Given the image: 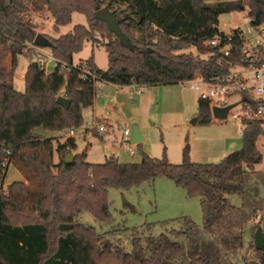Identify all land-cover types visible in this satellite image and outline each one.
Wrapping results in <instances>:
<instances>
[{
	"label": "trees",
	"instance_id": "1",
	"mask_svg": "<svg viewBox=\"0 0 264 264\" xmlns=\"http://www.w3.org/2000/svg\"><path fill=\"white\" fill-rule=\"evenodd\" d=\"M245 4L253 23H264V1ZM102 7L116 17L127 43L95 17ZM244 8L241 0H0V264H234L244 246V226L257 213L254 225L264 235V201L258 195L264 172L256 170L262 161L256 143L264 137V128L256 121L245 123L240 148L215 163L192 162L187 144L176 164L166 159L165 149L159 160L143 154L139 162L123 163L110 156L91 163L85 161L84 151L66 163L65 153L76 146L73 136L56 144L58 161L53 162L52 138L34 133L35 128L61 131L80 126L82 110L93 104L97 82L170 85L195 75L209 78L226 72L240 52L239 35L231 34L232 54L226 56L221 45L207 42L223 34L218 27L221 14ZM40 10L50 14L57 33L74 12L86 21L57 36L42 33L51 41L56 65L47 73L42 57L30 60L21 91L13 82L16 58L21 53L30 57L36 47L32 42L40 32L29 15ZM96 32L107 37L104 70L92 53L73 62L85 41L96 42ZM189 48L195 52H182ZM61 94L70 100L67 108L57 102ZM197 112L198 123L210 124L214 118L209 102L200 98ZM15 159L29 169L36 190L20 180L3 190L7 164ZM159 176L187 195L198 196L200 226L182 216L178 229L156 236L132 228L130 247L125 249L104 238L95 226L77 220L86 211L100 223L112 222L109 188L129 189ZM230 194L240 196L239 206L228 200ZM124 202V208L134 210ZM253 252L256 259L248 264H264V247L258 250L253 245Z\"/></svg>",
	"mask_w": 264,
	"mask_h": 264
},
{
	"label": "rangeland",
	"instance_id": "2",
	"mask_svg": "<svg viewBox=\"0 0 264 264\" xmlns=\"http://www.w3.org/2000/svg\"><path fill=\"white\" fill-rule=\"evenodd\" d=\"M246 14L247 10L221 14L218 18L219 30L226 32L235 25L246 29L248 26L244 22ZM29 18L35 24L38 32L48 36L67 33L74 24H85L86 21L82 14L74 12L71 21L67 25L59 27L57 33L51 28L52 19L47 11H34L29 15ZM96 37L99 46L95 45L96 42L85 41L83 49L74 55V59L84 60L92 53L95 64L104 70L108 67L106 50L103 45L107 37L101 32H96ZM191 50L195 52L194 48L184 49L182 52ZM29 55L30 57L21 53L16 58L17 65L13 74V82L14 87L21 91L25 86L23 74L30 60L42 57L41 60L44 62L47 73H50L56 65L52 53L47 47H35L29 52ZM73 62L77 63L78 61ZM138 89L141 91L139 94L133 95L125 104L123 103L121 107L110 111V115L106 116L104 115V106L110 97L103 94L98 85L95 103L99 100L103 102L104 106L98 102V106L93 111L91 106L82 110L83 122L80 126L73 128L76 146L69 152L75 155L86 151V162L102 163L107 157L113 156L119 162L124 163L139 162L143 154L159 159L165 149L166 159L170 163L176 164L182 160L185 144L189 148V159L192 162L200 163L218 162L229 152L240 148L242 137L239 133L238 122L231 117L227 119L213 118L210 124L205 125L197 121L191 123V120L198 115L197 100L199 95L196 90L190 88V84L180 82L170 85H141ZM138 98H141V102L135 103ZM93 115L98 119H95ZM106 117L108 120L110 119L107 125L105 124L107 121H104ZM99 124H104V131H98ZM132 124L139 127L144 137L139 144H131L134 154L122 146V130L124 127L130 128ZM85 129L88 130L86 133ZM34 133L52 138L54 162L57 156L54 148L57 143L64 142L69 133L68 130L50 131L35 128ZM256 145L262 154V161L256 165V170L264 172L263 136L259 137ZM15 160L7 164L3 190L7 191V186L10 183L19 180L23 181L30 190H36L37 182L33 179L29 169L24 167L19 160ZM55 171L53 168V172ZM24 172L28 174L29 178L25 177ZM251 181H257V179L251 177ZM258 195L264 201L263 185L259 184ZM107 196L112 222L100 223L86 211L80 212L76 218L88 225L95 226L97 232L101 233L104 238H109L113 243L119 244L125 249L130 247L131 232L129 229L136 228L142 235L156 236L161 232L167 233L171 228L178 229L182 225V216L189 218L199 226L203 221L198 196L187 195L185 189L176 186L166 176H159L151 181H144L137 187L124 190L111 187L108 189ZM227 198L234 205L239 206L242 202L237 194H230ZM124 201L131 203L134 210L124 208ZM258 214L251 216L244 226V246L234 264H248L250 260L256 259L250 226L258 221Z\"/></svg>",
	"mask_w": 264,
	"mask_h": 264
},
{
	"label": "built area",
	"instance_id": "3",
	"mask_svg": "<svg viewBox=\"0 0 264 264\" xmlns=\"http://www.w3.org/2000/svg\"><path fill=\"white\" fill-rule=\"evenodd\" d=\"M241 1L245 6L244 10H247L244 17L247 28L235 26L223 32L222 35L217 34L207 42L212 46L221 45L220 51L223 55H230L232 54L231 34L235 32L241 41L236 61L229 62L227 71L224 73L212 75L209 78L195 75L192 79L181 83L190 84V88L197 91L198 98L208 101L210 111L213 106L222 108L230 105L225 119L231 117L236 120L242 136L247 121H256L264 128V23H253L254 18L250 8L245 4V0ZM139 86L130 84L128 97L132 98L133 95L138 94ZM61 96L64 97V94ZM97 129L104 131V124H99ZM68 132L72 134L73 128H70ZM122 132V146L134 154V149L131 148L133 143L130 142V128L124 127Z\"/></svg>",
	"mask_w": 264,
	"mask_h": 264
},
{
	"label": "water",
	"instance_id": "4",
	"mask_svg": "<svg viewBox=\"0 0 264 264\" xmlns=\"http://www.w3.org/2000/svg\"><path fill=\"white\" fill-rule=\"evenodd\" d=\"M256 2H263L264 0H255ZM95 17L99 20H101L102 22H104L106 24V27H108L113 33L114 35L120 40V42L122 43H127V39L126 36L124 34V32L121 30L120 27H118V20L116 19V17L113 15V13L107 9L106 7H102L100 9H98L95 12ZM33 45L44 48H50L51 46V41L48 40V38L43 35L42 33H37L33 39L32 42ZM57 102L59 104H61L63 107L67 108L69 106L70 100L63 97V96H57ZM230 107V105H228L227 107H216L213 106L211 108V112H212V116L216 119H225L227 117V111L228 108ZM197 117H194L191 120V123L196 122ZM130 142L133 144H139L142 140H143V135L142 132L139 131L137 125L132 124L130 126ZM74 154L67 152L64 155V161L66 163L71 162V160L73 159ZM250 231L252 234H254V248L261 250L264 247V235L261 233V228L260 227H256L255 225H251L250 226ZM264 261V257L262 258Z\"/></svg>",
	"mask_w": 264,
	"mask_h": 264
},
{
	"label": "crops",
	"instance_id": "5",
	"mask_svg": "<svg viewBox=\"0 0 264 264\" xmlns=\"http://www.w3.org/2000/svg\"><path fill=\"white\" fill-rule=\"evenodd\" d=\"M206 3L207 2H219V1H225V0H204ZM73 15V14H72ZM236 26V25H235ZM235 26L231 27L230 29L234 28ZM229 29V30H230ZM72 30V29H71ZM64 34V33H63ZM59 35V34H58ZM97 45V44H95ZM99 46V45H97ZM79 60H82V59H79ZM79 60H75L74 57H73V61H79ZM97 65V64H96ZM100 86L103 94L105 93V95H107V97H110L109 98V101H107L105 103V106L103 105V102L97 100V102L95 103V95H96V89H97V86ZM141 86V85H140ZM130 89V85H122V86H119V85H115V84H112L110 82H97L96 85H95V93H94V101H93V104L91 105V110L93 111L97 106H98V102H101L102 106H104V115H110V111H114L116 110L118 107H121L123 105V103L125 104L126 101L130 100V97H128V91ZM141 92V91H140ZM139 92V93H140ZM138 93V94H139ZM136 95V94H135ZM106 97V96H105ZM137 102H141V98L139 99H136L135 100V103ZM94 116V115H93ZM95 117V116H94ZM133 118V117H132ZM95 119H98L97 117H95ZM110 120V119H109ZM108 120V118L106 117L104 119V121H107L105 124L107 125L108 122H110ZM117 122V120H114ZM100 122V121H99ZM136 125V124H135ZM138 127V126H137ZM139 129V127H138ZM86 131H88L87 129H85V133ZM140 131V129H139ZM142 132V131H141ZM74 132L71 134V133H68L67 137H70V136H73L74 137ZM143 135V134H142ZM66 137V138H67ZM144 138V137H143ZM124 147V146H123ZM125 148V147H124ZM57 154V153H56ZM154 158V157H153ZM162 156L159 158L161 159ZM155 160H159L158 158H154ZM58 161V154L56 156V159L54 160V162H57ZM130 162H133V161H130Z\"/></svg>",
	"mask_w": 264,
	"mask_h": 264
}]
</instances>
